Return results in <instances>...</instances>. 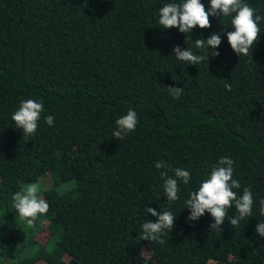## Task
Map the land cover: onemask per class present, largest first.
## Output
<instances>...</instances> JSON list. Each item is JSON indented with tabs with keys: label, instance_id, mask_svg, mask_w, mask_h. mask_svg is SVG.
I'll return each instance as SVG.
<instances>
[{
	"label": "trees",
	"instance_id": "trees-1",
	"mask_svg": "<svg viewBox=\"0 0 264 264\" xmlns=\"http://www.w3.org/2000/svg\"><path fill=\"white\" fill-rule=\"evenodd\" d=\"M180 2L0 0V264H264L255 232L264 222V19L252 51L238 56L231 17L186 34L162 28L159 8ZM243 2L264 17V0ZM201 3L207 11L210 0ZM213 33L216 49L196 48ZM176 46L208 63L177 60ZM169 86L183 87L179 99ZM22 99L44 104L34 135L11 119ZM129 108L138 124L118 140L115 121ZM222 157L234 161L238 195L251 186L252 215L234 227L233 206L220 228L207 212L189 221L185 201ZM161 160L169 177L176 168L192 177L178 181L171 205ZM33 183L49 209L29 226L12 196ZM147 207L176 216L163 244L139 237L157 220Z\"/></svg>",
	"mask_w": 264,
	"mask_h": 264
},
{
	"label": "clouds",
	"instance_id": "clouds-1",
	"mask_svg": "<svg viewBox=\"0 0 264 264\" xmlns=\"http://www.w3.org/2000/svg\"><path fill=\"white\" fill-rule=\"evenodd\" d=\"M256 10L244 3L243 0H210V5L205 10L201 0H181L180 3H168L159 8V24L162 28L178 27L181 33H191L192 29L199 26L201 29L211 27L210 16L231 17V25L234 31L227 32L228 42L233 51L239 55H248L253 45L260 39L259 22L264 17L255 14ZM234 14V15H233ZM195 46L198 49L211 47L216 49L221 44L219 33L211 34L207 39L197 38ZM174 56L177 60L187 64L198 65L209 60L206 55L193 54L190 48L182 50L179 46L174 48ZM219 53L215 51L214 56ZM226 90H231L230 84H225ZM169 94L174 99H179L183 93V87L169 86ZM44 111L42 101L22 99L18 109L12 114L11 119L23 135H34L38 128V121ZM45 122L54 126V117H44ZM116 128L112 136L118 140L124 139L129 133L135 131L138 124V115L135 110L129 108L125 115L115 121ZM155 167L163 169L160 172L163 183V193L167 197L168 205L179 199V183L187 185L192 179L190 171L183 168L174 169V178L168 176V165L161 160L155 163ZM234 161L229 157L220 158L212 168L210 175L204 179L198 190L190 193V198L185 201V208L190 210L187 217L189 221H196L205 212L210 213L214 219L211 228H220L228 217L229 209L233 206L238 213L230 219V224L236 227L241 220L252 215L254 198L251 186L244 187L238 195L236 189L241 188L238 180L233 179ZM41 188L37 183L29 184L13 194L14 208L19 217L25 219L29 226L33 225L38 215L46 214L49 209L48 203L38 196ZM259 211L264 216V199L259 202ZM146 212L157 217L156 222L147 220L142 224L141 240L159 241L165 243L162 235L165 231L171 232L175 226V218L171 211H157L147 207ZM255 232L264 237V222H259Z\"/></svg>",
	"mask_w": 264,
	"mask_h": 264
},
{
	"label": "rangeland",
	"instance_id": "rangeland-1",
	"mask_svg": "<svg viewBox=\"0 0 264 264\" xmlns=\"http://www.w3.org/2000/svg\"><path fill=\"white\" fill-rule=\"evenodd\" d=\"M45 230H43L42 232H40V234H39V238H43L44 237V235H45Z\"/></svg>",
	"mask_w": 264,
	"mask_h": 264
}]
</instances>
